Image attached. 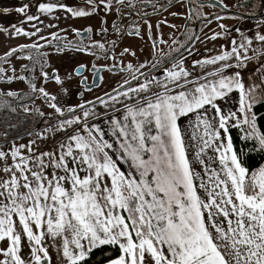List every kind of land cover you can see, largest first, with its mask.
Returning a JSON list of instances; mask_svg holds the SVG:
<instances>
[{
	"label": "snow or ice",
	"instance_id": "6c2138e0",
	"mask_svg": "<svg viewBox=\"0 0 264 264\" xmlns=\"http://www.w3.org/2000/svg\"><path fill=\"white\" fill-rule=\"evenodd\" d=\"M84 2L87 8L70 6L64 0H19L18 6L0 7V16L15 13L21 17L17 22L0 21V32L9 39L38 36L51 46L61 38L56 32L50 34L51 39L40 35L42 15L63 11L84 18L103 8L105 13L115 11L122 16L124 8L135 10L138 0ZM145 2L153 7L151 15L165 8L153 5L152 0ZM188 3L186 20L190 21L197 7L202 9L204 4L199 0ZM218 3L223 10L228 8L224 0ZM193 4L197 7H191ZM250 4L253 11L233 18L256 16L260 10L254 35L235 27L239 39L233 37L230 46H221L218 54L193 62L192 68L199 67V73L185 67L182 49L191 55L187 43L174 39L172 44L179 46L164 52L159 47L167 44L163 34L154 37L153 25L145 19L153 49L151 70L162 71L163 78H149L141 71L147 61L138 65L129 62L120 68L130 76L119 85V89L127 86L126 90L113 89L111 105L97 97L105 109L123 105V117L111 118L112 142L104 138L97 123H90L99 118L97 111L85 108L92 101L65 107L44 86L54 80L61 92L68 93L66 82L79 77L83 98L84 90L91 91L83 76L87 65L79 64L61 76L49 63L45 45L35 40L9 47L0 55V80L27 81L29 88V92L3 95L23 100L39 94L36 98L47 103L53 110L48 115L56 121L45 132L54 139L62 134L51 147L41 149L37 141L46 139L43 134L7 146L4 133L5 143L0 146V264H89L94 252L104 247L117 253L107 256L105 264H264V159L251 161L252 153L264 157V129L258 123L264 116L255 111L257 105H264V63L247 78L243 75L249 62L264 56V31L260 30L264 28V0H239L237 7ZM209 6L215 8L217 2L210 0ZM137 14L142 18L150 15ZM204 19L211 24L210 19ZM215 19L223 17L215 15ZM161 23L167 20L159 21L157 30ZM131 25L128 35L140 36L136 22ZM219 27L221 31L207 39L215 41L230 34L226 25ZM112 28L123 35L115 21ZM73 31L80 41H68L63 47L57 44V52L69 48L96 55L95 48L108 57L104 43H84L85 34L91 40V26ZM99 31L106 34L108 29L102 26ZM187 39L200 37L193 34ZM254 42L258 47H253ZM111 45L114 49L116 41ZM126 54L136 55L124 48L120 55ZM13 57L31 62V68L22 65L32 74L31 79L15 74ZM37 66L43 79L39 87L35 82L40 78L35 76ZM115 67L113 63L108 70ZM92 68L95 78L100 69L95 64ZM3 105L16 112L9 101L4 100ZM23 111L32 110L25 105ZM35 111L45 116L39 108ZM232 129L241 133V146L234 143Z\"/></svg>",
	"mask_w": 264,
	"mask_h": 264
},
{
	"label": "flooded vegetation",
	"instance_id": "af4514ba",
	"mask_svg": "<svg viewBox=\"0 0 264 264\" xmlns=\"http://www.w3.org/2000/svg\"><path fill=\"white\" fill-rule=\"evenodd\" d=\"M200 3L204 4V7L202 9L198 8L196 4L191 5V7H197V11L193 13L192 19L190 21L186 20V16L188 15V9L190 7L188 0H182V3H177L176 0H172V7H168V0H152V4L159 7V5H164L165 8L161 9L157 14L151 15L153 12V7L150 4H147L145 0H138L137 8L135 10H130L128 8H124L122 10L123 15L117 16L116 13H114L110 20H107V18H104L102 15L96 13V15L101 16L98 17L100 20V23L95 28L93 27V30H99L102 26H106L107 29H109L110 33L108 39L103 41L105 44V48L108 50V57L105 58V55L103 52H101L99 49H92L93 52L97 53L96 55H92V61L88 62L87 59H83L85 62V65H87V68L83 71V76H86L87 79V86L91 89V91L84 90V96L83 98L80 97L79 92L82 89V87L79 85V77L75 78V82L73 84H69L70 91L68 93H63V98L65 100L75 101L76 104L82 103L84 101H92V104H85V108L88 109L92 105H97L100 102L97 100V97H100L103 100L108 99L111 95H113V89L118 90H126L127 86H125L124 89H119V85L123 83L124 80L121 79H114V78H104L100 79L102 77V74L106 71L110 72V74L115 75L121 73L120 68L124 67L126 65H119L115 61L119 58L113 54V50L109 49V43L111 40H113L114 36H116V39L122 40L126 35H128V32L131 30L132 25L131 22H136V25H138L139 21L144 22L145 19L150 21L153 25L152 30L156 32V34H163V38L165 40L173 41L174 39H178L182 43H187V46L189 49L192 48L193 44L195 43V39L192 41H188L189 36H193V34L199 36L201 34V31L203 29V25L208 24L207 21L204 19V17H207V19H210L211 21H215V15H220L223 17L221 21L230 20L229 30L230 32L235 31V27H239L243 22H251V21H258L260 19V10H257L256 16H245L242 20L234 19L233 17L237 16L241 13L251 12L253 11L251 4L245 8V7H237V4L239 3V0H236L233 2L231 6H228L226 10H223V6L218 3V0H212V2H217V7L212 8L209 6L210 0H199ZM254 2L259 3V0H254ZM225 4V3H224ZM205 7L209 8V10L206 12ZM166 9V10H165ZM137 11L140 12H147L150 15L148 17L142 18L141 15L137 14ZM171 12H179L180 15L173 17L170 13ZM215 14V15H214ZM199 17V18H198ZM107 20V24L103 25L102 21ZM167 20V23H161L160 29L157 30L156 24L159 21ZM113 21L116 22V24L119 27H122L123 29V35L116 32L112 28ZM169 24L176 25V28H173L169 30ZM89 27L88 25H83L81 30ZM76 29H79L76 28ZM92 34V33H91ZM90 34V35H91ZM171 34V35H170ZM72 39L67 40L66 37H63L61 35V38L59 41H53L52 45L49 46L47 43L45 44L44 49L48 48H55L57 50V44H59L61 47H63L68 41L77 40L80 41V37L76 35V33L73 31L72 33ZM89 34H85L84 43L88 44L93 42V40L88 39ZM129 36H135V35H129ZM60 37V36H59ZM148 38V35H147ZM73 42V41H72ZM149 44L152 45V41L148 38ZM179 45H174V47H178ZM194 47V46H193ZM69 49V48H64ZM131 52H135V50L130 49ZM123 50H121L122 52ZM120 52V53H121ZM183 55H186L187 52H184L182 49ZM48 53H51L49 50ZM87 53V52H85ZM136 54V52H135ZM129 57L132 55L127 54ZM137 55V54H136ZM135 55V56H136ZM115 56V59L113 57ZM133 57V56H132ZM49 61V60H48ZM87 62V63H86ZM30 61H27V65L29 68L32 67L31 64H29ZM113 63L117 65V67L112 68L111 71L108 69L112 67ZM79 64L84 63H77L75 62L74 65H72L70 71L75 69ZM95 64L97 68L100 69L98 73H96L95 78H97V83L90 86L94 81L93 73L95 69L92 68V65ZM170 66V65H169ZM148 74L149 78L153 75L159 76L160 78L163 77V72L160 70H151V65L147 68L141 70ZM52 70L50 71V73ZM126 72V71H125ZM25 73V74H24ZM24 76L31 79V75L27 74L28 72H24ZM35 76L40 77V70L39 66L36 67ZM118 80V81H117ZM38 81V87L40 83H43L42 77L37 79L35 82ZM53 81V80H52ZM115 81V82H114ZM40 82V83H39ZM140 82H143V78H140ZM24 87L21 88H14L9 87L3 90L2 83L0 82V143H5V136L4 133H7V142L12 140H18L21 138H24L26 136H29V132L32 130V134L38 132L40 129H42L45 126V123L50 122L53 124L55 120L49 116L47 113H45V116L41 117L38 115V113L35 111L36 108L40 109L39 102L42 103V98H36L39 96V94H35L32 98L25 97L23 100H17L15 97H8L6 95H3V93H6L8 91H14V92H29L28 83L27 81H23ZM101 84L109 85L110 87L104 90L98 89ZM132 86H136V82L132 81ZM56 89V86L54 87ZM111 93V94H110ZM110 94V95H106ZM70 98V99H69ZM7 100L11 104L12 107L16 108V112H12L9 107L3 105V101ZM39 101V102H36ZM75 104V105H76ZM27 106L32 111L30 113H25L23 111L24 106ZM70 106L67 103L65 104V107ZM74 106V105H72ZM40 111L43 112V110L40 109ZM79 113V110H78ZM36 128V129H35Z\"/></svg>",
	"mask_w": 264,
	"mask_h": 264
},
{
	"label": "rangeland",
	"instance_id": "374dc122",
	"mask_svg": "<svg viewBox=\"0 0 264 264\" xmlns=\"http://www.w3.org/2000/svg\"><path fill=\"white\" fill-rule=\"evenodd\" d=\"M236 0H224V3L228 6H231L233 4V2ZM39 2V0H38ZM64 2L70 6L73 7H83V8H87V4L84 2V0H64ZM19 0H0V7H13V6H18ZM209 10V8L205 7V11L207 12ZM33 12H35V8L32 9ZM98 14L102 15L104 18H107V20H110L111 16L115 13V11L110 12V13H105L103 8H101L98 12ZM58 16L59 19H55L54 17ZM101 18V16H98L96 14L92 15L91 17H84V18H73L71 17L69 14L63 12V11H56L54 12L51 16H41V19L43 20V24H38L39 27L43 28V31L40 33V35H43L45 37H48L49 39H51V33L52 32H56L58 36H60V38L66 37L67 40H71L72 39V33H73V29L78 28L81 29L83 25H88L93 27H97L98 24L100 23L99 18ZM19 19H21V17H19L17 14L12 13L6 17L0 16V21L3 20H7L10 22H17ZM230 20H226V21H212L211 24H205L203 25V29L201 31V34H199L200 39L199 40H195V43L193 44V46L195 47L196 52L193 53L191 56L188 57V53L186 55H184V57H186V63L185 66L194 62L195 60H201L202 58H206V57H211L215 54H218L222 49L221 46L223 45H227L230 46V41L233 37L239 39L238 34L235 31L230 32L229 35L227 36H222L221 38L216 39L215 41L207 39V37L211 36L213 34V32H220L221 29L219 27L220 24H224L227 26L228 29L229 25H230ZM36 23V22H34ZM49 24H53V25H57V27H47V25ZM257 21H251V22H243L239 28L241 29V31L245 32L248 35H254L255 31L257 30ZM138 26L140 27V31H141V35L140 36H129L126 35L122 40L116 39V36H114L113 40L116 41V46L113 49L112 45H111V40L109 43V49L113 50V54H115V56L119 59H117L115 62L118 63L119 65H127L129 62L133 63L134 65H138L140 63H144L147 61V64L145 66V68H147L148 66L152 65V63L154 62L153 60V49H152V45L149 44L148 42V38H147V25L142 22L139 21ZM25 28H29V25L25 24L24 25ZM61 29H64V31H61ZM173 28H169V30H171ZM31 30V29H29ZM100 30V29H99ZM99 30H93L92 34H91V39L93 41H99L101 43H103V41L107 40L109 37L110 31L108 29L106 34H101ZM261 31H264V28L260 29ZM172 31V30H171ZM153 36L154 37H158L160 34H156V32L154 30H152ZM61 35H63V37H61ZM37 41L41 44H46V41H40L39 37H33L32 39L26 38V37H18V38H14V39H9L4 33L0 32V55L3 54L4 51H6L9 47H16L17 45L21 44V43H32L33 41ZM73 43L78 42L77 40H72ZM167 44L165 45H159L160 48L164 49V52H168L169 51V47H173L174 48V44H172V40H166ZM92 43V42H91ZM90 44V43H88ZM192 46V48H193ZM253 47L256 48L258 47V44L256 42H254ZM124 48H129V49H133L136 52V56H131L129 57L127 54L124 56L120 55L121 50H123ZM197 48H199L197 50ZM51 51L48 60L49 63L56 69H59V74L61 76H64V74L66 72H70V69L72 67V65L77 63H84L83 59H87L88 62L92 61V55H90V53H85V52H79V51H75L74 49H65L62 52H57V50L55 48H48V49H43V51ZM17 55H26V53H17ZM249 55L252 56L253 53L250 50L249 51ZM114 56V57H115ZM28 60L26 59H22V60H17L16 57L12 58V64L15 65L16 68V75L20 76V75H24L25 71L22 68V65H25L27 63ZM87 63V62H86ZM261 63H264V56H261L259 60H256L255 58L249 62L247 69L245 70V72L243 73V75L245 76V78H247L248 75H250L251 73H254L256 68L259 67V65ZM31 64V62L29 63ZM5 68H8V65H4ZM143 68V69H145ZM141 69V70H143ZM47 71L52 70V68H48L46 69ZM24 73V74H23ZM29 75V73H27ZM8 75H12L11 70L8 71ZM103 79L104 78H114L116 79H121V80H125V79H130V76L127 72H121L119 74H115L112 75L110 74V72L106 71L102 74ZM254 79L259 82V75H256L254 77ZM118 81V80H117ZM0 82L2 83V87L3 90H5L6 88L9 87H14V88H21L24 87L25 85L23 84V81L20 80H14L12 82H5L4 80H0ZM75 82V79H73L72 81L66 82V85L69 86V84H73ZM115 82V81H114ZM40 83V82H39ZM36 84L38 85V81L36 82ZM42 83L39 84V86ZM46 90H48L50 93L56 94L60 100V103L65 105L66 103L70 106L75 105L76 102L75 101H71L70 100H65V98H63V92L60 91V87L55 83V81H50L47 84H44ZM56 86V89L54 88ZM109 85H105V84H101L99 86L98 89H100L101 91L104 89L109 88ZM70 99V98H69ZM105 101L108 102L109 105L112 104V101L108 98ZM39 102V101H36ZM101 104V103H99ZM39 107L41 110H43V112L49 114L51 113L53 110L50 109L47 106V103L43 100L42 103L39 102ZM96 105V104H95ZM94 105L90 106L93 107ZM102 109H105L104 105L101 104ZM99 108V107H97ZM89 109V108H88ZM92 109V108H91ZM108 109V108H107ZM79 114V113H78ZM56 121L53 123L55 124ZM52 125L51 121L45 123V126L40 129L38 132L32 134L31 136H26L24 138L15 140V142L17 144L19 143H27L30 139L36 137L39 134H43L46 139L41 141L38 140L37 143L40 145L41 149H46L48 147H51L54 143L55 140L61 139L62 138V134L57 135L55 137V139L53 138V136L50 133L45 132V129L50 127ZM9 141L7 142V146H10L11 143L13 142ZM0 146H4V143H0Z\"/></svg>",
	"mask_w": 264,
	"mask_h": 264
},
{
	"label": "crops",
	"instance_id": "0c3cea01",
	"mask_svg": "<svg viewBox=\"0 0 264 264\" xmlns=\"http://www.w3.org/2000/svg\"><path fill=\"white\" fill-rule=\"evenodd\" d=\"M199 48H197L198 50ZM195 47L191 48V55L193 53H195ZM188 54V57L191 56ZM214 55H216L214 53ZM213 55V56H214ZM204 59V58H202ZM201 59V60H202ZM192 63L186 65L185 67L188 68L190 71H194L195 73H199L200 72V68L196 67L195 69L192 68ZM163 77H161L162 79ZM99 107V108H97ZM92 109H94L95 111H97L98 113V119H96L95 121H90V123H97L100 128L102 129V131L105 133V139H108L110 142H112L114 140V137L112 136L111 133V118L113 116H115L116 118H122L123 117V105L122 104H116L114 107H109L108 109H102L101 104H97L94 105L93 107H91ZM89 108V109H91ZM119 110V111H117ZM183 123L186 125L187 124V120H184ZM209 155H212L213 153L211 151L208 152ZM124 168H127V165H124Z\"/></svg>",
	"mask_w": 264,
	"mask_h": 264
},
{
	"label": "trees",
	"instance_id": "16d2710c",
	"mask_svg": "<svg viewBox=\"0 0 264 264\" xmlns=\"http://www.w3.org/2000/svg\"><path fill=\"white\" fill-rule=\"evenodd\" d=\"M255 111L258 113V115L264 116V105H257ZM259 125L262 129H264V118H261L259 120ZM240 132L238 129H232L231 135L233 136L234 143L237 146H241V142L239 140ZM264 159V157H261L255 153L251 154V161L253 163L261 161ZM117 253L114 249L109 247H104L102 250H96L94 252V255L91 257L89 264H105V258L107 256H115Z\"/></svg>",
	"mask_w": 264,
	"mask_h": 264
},
{
	"label": "water",
	"instance_id": "95a60500",
	"mask_svg": "<svg viewBox=\"0 0 264 264\" xmlns=\"http://www.w3.org/2000/svg\"><path fill=\"white\" fill-rule=\"evenodd\" d=\"M96 83H97V78H95V82L93 81V83H92L90 86L92 87V86L95 85ZM110 94H111V93H110ZM110 94H108V95H110ZM108 95H107V96H108ZM35 129H36V128H35ZM32 131H33V130H32ZM32 131H31V132H32Z\"/></svg>",
	"mask_w": 264,
	"mask_h": 264
}]
</instances>
